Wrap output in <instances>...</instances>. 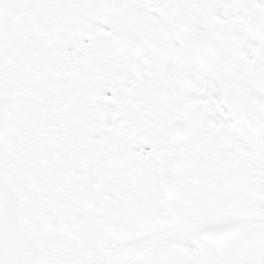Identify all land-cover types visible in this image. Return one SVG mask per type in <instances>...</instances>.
I'll use <instances>...</instances> for the list:
<instances>
[{
    "label": "snow or ice",
    "instance_id": "snow-or-ice-1",
    "mask_svg": "<svg viewBox=\"0 0 264 264\" xmlns=\"http://www.w3.org/2000/svg\"><path fill=\"white\" fill-rule=\"evenodd\" d=\"M0 264H264V0H0Z\"/></svg>",
    "mask_w": 264,
    "mask_h": 264
}]
</instances>
